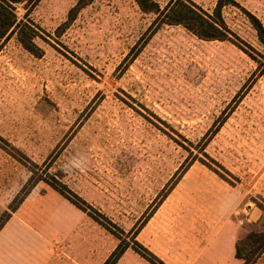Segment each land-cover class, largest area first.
<instances>
[{"label":"rangeland","instance_id":"rangeland-1","mask_svg":"<svg viewBox=\"0 0 264 264\" xmlns=\"http://www.w3.org/2000/svg\"><path fill=\"white\" fill-rule=\"evenodd\" d=\"M17 1L42 56L0 44V221L58 182L165 264H243L236 244L264 234V46L245 14L264 24V0L223 9L234 43L155 31L135 0L71 19L80 0Z\"/></svg>","mask_w":264,"mask_h":264},{"label":"crops","instance_id":"crops-1","mask_svg":"<svg viewBox=\"0 0 264 264\" xmlns=\"http://www.w3.org/2000/svg\"><path fill=\"white\" fill-rule=\"evenodd\" d=\"M101 227L60 194L31 193L0 230V264H104L118 244ZM130 251L118 264H145Z\"/></svg>","mask_w":264,"mask_h":264},{"label":"trees","instance_id":"trees-1","mask_svg":"<svg viewBox=\"0 0 264 264\" xmlns=\"http://www.w3.org/2000/svg\"><path fill=\"white\" fill-rule=\"evenodd\" d=\"M93 1L94 0H80V2L71 10L70 19L74 18L76 13ZM135 1L144 13L154 14L156 16L155 21L152 24V27H155V31L165 25H176L185 27L201 40L235 42L231 37L233 33L229 29L223 16V9L228 4H236L234 0H219L212 14L207 13L190 0H170L165 7H162L159 0ZM17 2V0H0V44L16 36L17 40L26 50L35 56H42V49L36 43V39L41 35L32 27V25H30V23L19 21L15 7ZM245 12L257 33L260 43L264 46V24L251 12L246 10ZM49 184L64 198L85 212L96 223L120 241L104 264H118L128 249L134 250L151 264H165L147 247L137 241L138 234L135 235L132 242L123 239L122 235L124 232L115 223L92 207L82 197L68 189L66 185L58 182ZM23 202L24 200H22L21 204ZM17 209L18 208H16L13 213ZM10 217L11 214H9L5 220L0 221V230ZM263 253L264 234H253L250 237V242L244 246L242 242L236 244L235 256L238 260L243 261V264H255Z\"/></svg>","mask_w":264,"mask_h":264}]
</instances>
